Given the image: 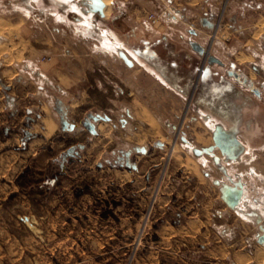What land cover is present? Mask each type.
<instances>
[{"label":"rangeland","instance_id":"rangeland-1","mask_svg":"<svg viewBox=\"0 0 264 264\" xmlns=\"http://www.w3.org/2000/svg\"><path fill=\"white\" fill-rule=\"evenodd\" d=\"M90 2L91 0H0V82L18 83L21 80L22 84L27 83L33 88L38 81L41 82L44 95L35 88L37 94L30 95L27 99L37 102L45 94L51 101L58 97L68 101L69 94L63 93L61 86H68L69 83L64 82L69 80V76V82L76 88L72 94L77 98L85 96V87L92 82L97 84L101 79L118 80L119 84L115 83L117 90L122 89L125 93L121 80L131 81L133 77L139 79L141 86L146 91L150 88L152 95L158 97L156 100L162 102V113L157 115L159 120L156 122L150 118L156 125L152 126L149 121L147 126L146 122L132 117L131 107L124 103L121 105V112L107 111L113 117L127 118L126 128L122 130L120 125L119 130L111 129V134L124 133V138H118L123 150L132 151L137 144L147 149V155L134 150L132 162H138L140 166L161 162L159 170L152 171L151 178L156 177L163 184L161 187L156 186L155 193L150 196L153 191L150 194L146 190L150 183L143 177L142 171L132 173L130 169L120 168L118 165L113 168L108 160L114 163V154L110 149L102 154L98 145L87 152L83 148L79 149L76 158L70 159L64 169H61L55 159L42 156V146L31 145L32 135H28L26 131L39 122V118L36 107L32 108L27 102L23 106H27L28 110L33 109V116L27 114L24 117L25 108L18 111L17 122H20L18 128L21 125L22 145H13L9 140L11 134L5 133L4 129L3 132L0 130V140L7 142L0 144V264H155V242L159 245L160 240L156 231L172 216L169 212L156 209L158 202L163 200L165 189L174 186L176 179L201 177L197 167H194L192 150L182 140V137L189 136L193 144L203 146L209 142L206 138L211 137L210 128L205 126L200 118V111L194 106L195 89L190 90L186 99L177 96L153 79V70L134 52L144 47L138 45L136 38L152 36L153 30L162 32L160 23L176 10L191 20L195 16L192 14L195 8L188 7L184 0H175L173 6L162 0H113L110 14L103 19L90 12ZM226 4L221 7L216 18L215 31L196 37L207 51H211V55L218 41L223 42L231 35L227 30H222L221 21ZM251 13L254 14V21L262 18L259 15L262 12ZM151 14L159 18L158 25L148 20ZM81 20L89 24H81ZM126 21L130 26L126 25ZM191 26L207 31L200 22ZM129 28L130 34H127ZM259 28L260 26L255 27ZM261 31L262 29L257 35ZM106 32L112 33L107 34L111 40L122 45L117 44L116 48L105 46L103 41L107 36ZM187 36L194 38L190 32H187ZM260 42L259 45L252 46L257 57L253 59L241 54L242 56L237 57V62L241 64L237 63V66L249 71L257 85L264 90L261 81L264 78V40ZM117 50L135 59L131 54L133 53L140 61L136 62L139 63V71L131 73L126 69ZM247 59L255 60L256 65L252 66V70L248 61H245ZM225 60L235 61V58L228 55ZM197 64L204 68L205 64H209V56H200L193 66ZM41 71L48 75V79H39L37 73ZM10 74H14L13 77ZM200 74L201 71L195 72L193 80H198ZM4 75L7 77L3 78ZM5 90L9 88L0 84V95ZM123 95L125 96L124 93ZM6 96L8 98V94ZM61 106L67 113L68 106L64 103ZM10 110L7 109L2 115L12 117V113L17 111ZM256 110V107L252 109V116L255 120L264 122V115L259 116ZM170 125H175V128H170ZM6 126L13 133L19 132L16 131L17 128ZM143 128L148 130L143 133ZM84 129V125L80 124L78 132L71 134L78 135ZM60 134L69 142L80 140L74 139L68 132ZM60 134L54 135L53 140L63 139ZM94 139L96 138L91 140ZM250 156L254 159L255 152ZM260 156L253 163L256 174H250L255 178L251 180L250 187L255 192L249 191V196L255 199L254 195L264 207V154ZM195 159L198 161V158ZM210 160L212 158L199 161L207 166ZM184 164L187 165V172L183 171ZM243 178H234L232 175V180L229 181L223 170L216 167L212 180H220L222 192L221 189L226 184L236 186L241 183L244 189ZM53 180L54 183H51ZM168 181L171 183L166 185ZM137 189L140 190L138 196ZM242 202L250 203L247 199ZM174 204L171 202L170 205ZM220 205L224 207L221 202ZM243 209L249 212L250 207L247 204ZM224 214L233 221L234 217L228 211ZM235 222L237 225L234 226L241 232L244 225L241 221ZM236 234L237 238L240 233ZM161 249L157 251L159 264L198 263L197 258L203 255L201 249L189 251L182 247L178 257L173 258L171 255H164Z\"/></svg>","mask_w":264,"mask_h":264},{"label":"crops","instance_id":"crops-1","mask_svg":"<svg viewBox=\"0 0 264 264\" xmlns=\"http://www.w3.org/2000/svg\"><path fill=\"white\" fill-rule=\"evenodd\" d=\"M162 1L170 6H173L175 3V0ZM185 3L188 7L195 8L192 13L195 16L191 17V20L189 17L180 14L179 10H176L172 14L169 13L170 15L166 17V20L160 23L161 28H163L162 32L161 30H156L158 32L153 30L151 31L152 36L145 35L147 38L145 36L136 38L138 39V45H143L144 47L142 50L138 49L134 52L138 58H141L153 70L152 74L154 77L149 76L150 78L153 77L162 86L170 89L177 96L186 99L190 92L191 81L193 80V77H186L189 65L192 64L193 59H199L201 54H198L197 51L200 52V46L206 48L196 37L202 36L203 33L215 31L216 18L221 12V7L223 8L224 4L227 3L221 22L223 26L222 30H227L231 35L225 41L219 40L216 44L214 53L212 54L213 60L204 68L206 73L202 78V89L194 104L201 115L203 113H210L213 119L218 120L215 129L212 131V139L210 136L207 137L206 139L209 140L208 144L199 147L203 149L210 145L214 146L213 154L215 152L221 155L224 157L225 162L222 163L221 156H217L216 161V155L211 154L214 156L213 161L215 164L213 165V162L210 160L207 162V166H205L200 163L199 158L196 161L195 158L200 157V155L193 152L194 154L191 155L193 157L192 161L195 164L194 167H197L199 170L201 177H190V180L176 179V183L173 184L174 186L165 189L163 200L158 202L156 209L158 208L159 211L163 210L165 213L169 212L172 216H170V219L167 218L165 225L156 231L160 236V240L159 245L155 242V264H159V252L157 251L160 248H162L161 250L164 255H171L174 258L178 257L179 250L182 247L189 251L201 249L203 253L202 256L197 258L198 263L185 262V264H264V214L261 213L262 216L257 214L255 207L247 202H242L240 207H230L225 199L221 198L223 197V192H220V180H212L214 169L217 167L219 170H223L229 181L232 180V175L234 178L238 176L244 177L243 184L247 196L251 195L249 191L255 190L250 187L251 180L255 178L249 173L255 168L253 163L256 161L257 156L264 154V122L260 119L255 120L252 116V109L256 107V113L259 116L264 115V90H262L263 95L261 99L253 100L246 88L234 79V74L230 72L227 74V70L231 67L240 68L237 66V63H240L237 62V57L242 56L241 54L253 59L257 57V53L252 46H256L255 44L259 45V42L264 40V20H262L264 18V0H187ZM258 11L262 12L259 14L262 18L254 21V14H250V12ZM197 22H200L204 28H207L205 29L207 31L191 26L197 25ZM262 22L263 25L261 24ZM125 23H127V26H130L129 22L126 21ZM183 24L184 26L191 27L193 30L184 27ZM257 26H260V28L255 29ZM260 29L262 31L257 35ZM127 30V34H130V28ZM187 32H190L191 37L194 38L191 39L190 36H187ZM101 35L104 36L105 34L101 33ZM194 43L199 45V50L192 47ZM133 47L135 48V46ZM228 55L234 56L235 61H226L225 56ZM128 58L133 62L132 66H129L121 57L126 69L130 70L131 73L138 72L139 63L136 62H140L139 59L136 56H134L135 59L131 56ZM245 61H248L250 70H252V66L256 65L254 63L255 60L247 59ZM222 64L224 65L222 66ZM242 71L255 80L249 71L243 69ZM37 74L39 79H48V75L44 71ZM13 75L10 74L11 77ZM259 76L262 77V75ZM6 77L5 75L3 76V78ZM68 78L71 81V77L69 76ZM20 79L18 78V80ZM69 80L64 82L69 83L67 84L68 86H61L62 92L69 94L68 101L60 97L51 101L48 95L45 94V97L40 98L37 102H32V100L27 101V99L31 97L30 95L37 94L35 88H37L40 94L44 95V86L41 82L38 81L35 88L27 85V83L22 84L21 80L18 83L0 82L2 87L9 88V90H5L6 92H2L0 95V130L3 132L4 129L5 133L11 134L12 137L9 140L13 142V145L21 146L23 140L20 131L21 125L18 128L20 123L17 122L19 117L18 111L25 108L26 114L24 117H27V114L33 116V109L28 110L27 106H23L29 102L32 108L36 107L39 122L37 121L32 127L27 128L26 133L32 135V139L30 140L31 145H35L36 147L42 146L41 154L44 158L55 159L57 163L59 162V167L64 169L70 159L76 158L77 151L81 148L87 152L92 150L95 145H98L102 154L107 149H110L116 161L111 163L108 160V163L112 164L113 168L117 165L120 168H128L132 173L142 171L143 177H146L150 183V186L146 190L149 193L152 190L153 192L151 191L152 194L150 193V196H153L156 186L160 185L161 187L163 182L161 183L160 179L156 177L151 178V173L152 171L159 170L161 162L152 163L149 166H140L138 162H132L131 157L134 150L147 155V149L137 144L138 146L132 149V151L123 150L118 138H124V133L115 132L111 134V129L112 131L119 130V126L121 125L122 130H124L127 118L119 115V118L113 117L108 115L107 111L118 113L121 105L127 103L133 111L130 115L135 119L146 122L147 125V121L150 118L156 122L159 120L157 115L162 113V109L160 108L162 102L157 101L156 98L158 97L152 95L151 89L149 88L146 91V88L141 86L140 80L134 77L131 81L121 80L123 82L121 87L124 90L126 89V93L122 89L121 91L117 90L115 83L119 84L118 80L107 81L101 79L97 84L92 82L91 85L85 87V92L87 93L85 96L79 98L72 94L76 88ZM261 81L264 84V78ZM6 94H8V98ZM83 99L84 101H82ZM63 103L69 108L67 113L62 109L61 105ZM9 108L13 112L14 110L17 111L12 113V117L11 115H2ZM207 117L208 119H212L210 116ZM224 123L227 126H224ZM80 124L84 125V131H80L78 135H72V132H78ZM6 125L13 127V129L17 128L16 131L19 132L13 133L11 128ZM217 126H221L230 135H235L239 143L235 145L230 144L225 150L219 147L215 148L213 134ZM147 128H143V133L148 130ZM170 128H175V125H170ZM207 128L209 127L207 126ZM67 132L74 139L80 140L67 141L63 134H60ZM58 134L63 139L53 140V136ZM93 138L96 139L92 141L91 139ZM182 140L186 142L187 138L182 137ZM248 142L255 144L252 147L256 155L254 159H252L250 151L246 148V143ZM6 143L0 140V144ZM47 144L49 145L47 146ZM190 144L192 143L190 142ZM163 148L165 149L162 146ZM200 158L204 160L209 157ZM184 167L183 171L187 172V165L184 164ZM206 168L210 170H206ZM228 170H233L232 175L228 174ZM51 183H54V180ZM133 183L134 185L136 184V182ZM170 183L171 181H168L166 185ZM139 191V189L136 190L137 196ZM253 197L255 198L253 199L254 203H256L257 198L254 195ZM246 199L247 201L249 200L248 198ZM171 202L175 204L170 205ZM220 202L224 207H221ZM247 204L250 207L249 212L245 210L246 208L243 209ZM226 211L230 213L232 218L234 217V222L229 220L228 216L224 214ZM235 221H241L244 225L241 232L234 226L237 225ZM230 225L234 227L227 228ZM238 232L240 233V237L236 238V233Z\"/></svg>","mask_w":264,"mask_h":264},{"label":"flooded vegetation","instance_id":"flooded-vegetation-1","mask_svg":"<svg viewBox=\"0 0 264 264\" xmlns=\"http://www.w3.org/2000/svg\"><path fill=\"white\" fill-rule=\"evenodd\" d=\"M192 47L195 49V47H194V44H192ZM204 48V47H203ZM205 50H206V48H204ZM207 51V50H206ZM197 53L198 54H201L199 51H197ZM206 53V52H205ZM205 54H201L200 56H204ZM211 55V51L209 52L208 51V56H210ZM195 60H197L198 61V59H193V61H192V64L191 65H189V70H188V73H187V76L186 77H188V78H192V77H194V73L195 72H197L198 71V64L197 65H195V66H193V64L195 63ZM224 64H222V66H223ZM206 67V64L204 65V68ZM200 68V67H199ZM204 68H202V72H201V74H200V77H199V79L197 80H192L191 81V84H190V90L191 89H195V94H194V104L196 103V101H197V99H198V97H199V92L201 91V89H202V85H203V80H202V78L204 77V75H205V70H203ZM229 72L230 73H233L234 74V79H236L237 80V82L240 84V85H242V86H244L245 88H246V90L249 92V94H250V96L252 97V99L253 100H259V99H261L262 98V95H263V93H262V90H261V88L257 85V83H256V81L254 80V79H252V78H250L249 76H247L245 73H244V71H242V69L241 68H236V67H231V68H229L228 70H227V74H229ZM193 79V78H192ZM198 96V97H197ZM207 116H210L212 119H208V117ZM200 118L203 120V122L206 124V125H208L209 126V128H210V132H211V139H212V131L215 129V125H216V122L218 121L217 119H213V116H211V114L210 113H203L202 115H200ZM224 126H227V124L226 123H224ZM258 127H260L259 125H257ZM259 129V128H258ZM186 138H187V141L186 142H184V144H186V147L187 148H189V149H191L192 150V152H195V149H193V148H191L190 147V145L188 144V141L189 142H191L192 143V141L188 138V136H185ZM193 144V143H192ZM195 145V144H194ZM254 145L255 144H253V143H250V142H248V143H246V148L250 151V154L252 155L253 154V148L252 147H254ZM196 146V145H195ZM196 147H198L199 149L201 148V147H199V146H196ZM202 149V148H201ZM246 149V150H247ZM194 154V153H193ZM215 155H216V153H215ZM203 155H200V157H202ZM200 157H197V158H200ZM213 157L214 156H212L211 155V158H212V162H213V165L215 164L214 163V161H213ZM220 157V156H219ZM220 158H222V163L223 162H225V159H224V157H220ZM199 160H202L201 158L199 159ZM228 172H229V170H228ZM229 175H232V173L231 172H229L228 173ZM249 174H256V172H255V170L254 169H252L251 170V172L249 173ZM252 197V196H251ZM251 197H249V195L247 196V192H246V190H244V194H243V196H242V199H241V202L243 201V200H245L246 198H248L249 199V202H250V204L253 206V207H255L256 208V213L257 214H259L260 216H262V214L261 213H263L264 214V207L262 206V203L260 204V202H259V200H257L256 201V203H254V200H253V198H251ZM241 202H240V204H241ZM238 205L239 207L242 205Z\"/></svg>","mask_w":264,"mask_h":264},{"label":"water","instance_id":"water-1","mask_svg":"<svg viewBox=\"0 0 264 264\" xmlns=\"http://www.w3.org/2000/svg\"><path fill=\"white\" fill-rule=\"evenodd\" d=\"M88 5L90 12H93L94 14H98L103 18L105 17L104 14L105 4L102 0H91V2ZM194 47L198 49L199 45L197 43H194ZM205 52L206 50L200 46V53L203 55L205 54ZM120 56L129 66L133 65V62L128 58V56L124 52L120 51ZM212 60L213 57L212 55H210L209 62ZM183 140L185 139L183 138ZM213 140L215 142V148L219 147L222 150L227 149L230 144L235 145L239 143L235 135H230L221 126L216 127V130L213 134ZM213 150H214V146H211L209 148H203L202 150L197 149L195 150V153L198 155H201L203 153L213 154ZM215 160L217 161V157H215ZM222 192H223V198L225 199L227 204L232 208H236L241 202L242 196L244 194V189L241 183L236 184V186H229L226 184L223 185Z\"/></svg>","mask_w":264,"mask_h":264},{"label":"bare ground","instance_id":"bare-ground-1","mask_svg":"<svg viewBox=\"0 0 264 264\" xmlns=\"http://www.w3.org/2000/svg\"><path fill=\"white\" fill-rule=\"evenodd\" d=\"M103 2H104V4H105V8H104V14H105V16H107L108 14H110V12H111V7H110V4H111V2L113 1V0H102ZM85 24V25H87V24H89L87 21H84V20H81V24ZM107 34H110V33H108V32H106V35ZM110 35H112V33L110 34ZM103 43H104V45L105 46H107V47H115L117 44L118 45H122L121 43H119V42H114L113 40H111V38L107 35L106 37H105V39H104V41H103ZM116 48V47H115ZM122 49V48H121ZM127 50V49H126ZM117 52H120L119 50H117ZM130 52V51H129ZM132 55H134L133 53H131ZM205 55H208V51H206V53H205ZM135 56V55H134ZM129 57V56H128ZM150 121V123H151V125L152 126H155L156 124L154 123L153 124V122H152V120L150 119V120H148L147 122H149ZM190 142L188 141V144H189ZM211 146V145H210ZM210 146H208L207 148H209ZM190 147L191 148H193V149H195V150H202L201 148L199 149L198 147H196V146H194L193 144H190ZM174 154V153H173ZM203 156V158H205L206 156L207 157H211V154H202ZM213 155H215V152H214V154ZM232 155V154H231ZM234 155V154H233ZM219 157V155L218 154H216V157ZM221 156V155H220ZM173 157V156H172ZM174 157H175V155H174ZM222 157V156H221ZM178 158V157H177ZM116 173V172H115ZM121 177V176H120Z\"/></svg>","mask_w":264,"mask_h":264},{"label":"built area","instance_id":"built-area-1","mask_svg":"<svg viewBox=\"0 0 264 264\" xmlns=\"http://www.w3.org/2000/svg\"><path fill=\"white\" fill-rule=\"evenodd\" d=\"M148 20H150L154 25H158L160 23L159 18L155 16V14H151L148 16ZM200 67L198 71L200 72L202 69ZM204 70V69H203ZM202 72V71H201Z\"/></svg>","mask_w":264,"mask_h":264}]
</instances>
